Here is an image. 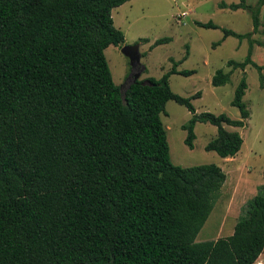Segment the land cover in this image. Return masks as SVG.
<instances>
[{
    "label": "trees",
    "instance_id": "16d2710c",
    "mask_svg": "<svg viewBox=\"0 0 264 264\" xmlns=\"http://www.w3.org/2000/svg\"><path fill=\"white\" fill-rule=\"evenodd\" d=\"M125 1L0 0V264H254L264 248V185L232 234L195 240L226 174L215 164L174 165L160 117L167 101L184 105L185 143L192 148L195 123L208 122L217 132L205 149L232 158L243 139L224 124L249 118L245 77L231 101L239 119L197 113L199 91L174 93L169 75L195 72L178 70L180 61L122 92L104 50L124 41L111 12ZM263 4L220 3L248 10L252 31L221 28L222 39L249 46L243 61H227L231 70H216L213 86L247 65L264 86V64L251 58L254 43L264 46L251 37Z\"/></svg>",
    "mask_w": 264,
    "mask_h": 264
},
{
    "label": "rangeland",
    "instance_id": "374dc122",
    "mask_svg": "<svg viewBox=\"0 0 264 264\" xmlns=\"http://www.w3.org/2000/svg\"><path fill=\"white\" fill-rule=\"evenodd\" d=\"M239 1L126 0L111 12L114 26L124 33V41L118 46L109 45L104 50L112 79L122 92L126 89V77L131 70L128 57L121 52L124 45L139 43L140 62L144 66L139 79H159L171 69L173 61H180L176 67L178 70H194L188 76L170 74L168 83L174 93L183 97H190L199 91L200 96L191 99L197 113H224L231 119H239V110L231 101L235 87L245 77L247 87L242 100L250 112L249 118L243 127L224 124L227 130L238 131L243 139L240 150L232 158H221L214 151L205 149L217 132L216 127L208 122L195 123L192 148L185 143L187 131L182 125L187 124L191 114L184 105L169 100L165 105L166 113L160 115L166 129L170 161L174 165L215 164L226 174L213 207L196 236L197 241L230 235L241 207L256 194L258 187L264 185V86H260L256 68L247 65L244 71L232 70L227 83L220 86L211 84L216 70L228 72L231 70L228 60L243 61L247 54V38L240 40L228 36L222 39L221 28L240 34L252 31L248 10L220 7L221 2L230 4ZM245 2L255 6L258 0ZM259 19L258 30L251 37L264 43V4ZM197 21H212L219 27H201L196 24ZM159 38L166 40L154 46V41ZM251 58L256 64H264V46L254 43ZM263 257L257 259L256 264H264Z\"/></svg>",
    "mask_w": 264,
    "mask_h": 264
},
{
    "label": "water",
    "instance_id": "95a60500",
    "mask_svg": "<svg viewBox=\"0 0 264 264\" xmlns=\"http://www.w3.org/2000/svg\"><path fill=\"white\" fill-rule=\"evenodd\" d=\"M121 52L128 57L130 63V73L126 77V88L130 86V84L136 82L141 75L144 66L140 62V52H139V43H135L132 45H124L121 47Z\"/></svg>",
    "mask_w": 264,
    "mask_h": 264
},
{
    "label": "crops",
    "instance_id": "0c3cea01",
    "mask_svg": "<svg viewBox=\"0 0 264 264\" xmlns=\"http://www.w3.org/2000/svg\"><path fill=\"white\" fill-rule=\"evenodd\" d=\"M232 231H233V229H232ZM231 234H232V233H231ZM263 255H264V253H263V252H261V253H260V255L258 256V258H257V259H259V258L263 257ZM257 259H256V261H255V263H254V264H256V262H257ZM262 262H264V257H263V259H262Z\"/></svg>",
    "mask_w": 264,
    "mask_h": 264
},
{
    "label": "built area",
    "instance_id": "2783aa9c",
    "mask_svg": "<svg viewBox=\"0 0 264 264\" xmlns=\"http://www.w3.org/2000/svg\"><path fill=\"white\" fill-rule=\"evenodd\" d=\"M182 15H184V13H181Z\"/></svg>",
    "mask_w": 264,
    "mask_h": 264
}]
</instances>
